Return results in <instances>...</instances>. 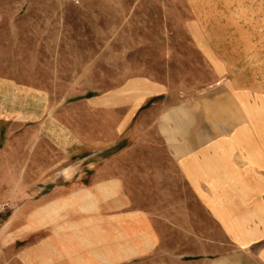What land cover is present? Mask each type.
Here are the masks:
<instances>
[{
	"label": "rangeland",
	"instance_id": "rangeland-1",
	"mask_svg": "<svg viewBox=\"0 0 264 264\" xmlns=\"http://www.w3.org/2000/svg\"><path fill=\"white\" fill-rule=\"evenodd\" d=\"M165 107L193 110L173 121L175 142L191 126L209 135L222 173L200 187L224 196L200 197L170 159L153 127ZM107 177L124 180L136 208L171 205L191 222L187 254L203 251L196 233L210 258L233 247L203 199L252 205L264 193V0H0V236L13 241L5 223L26 200Z\"/></svg>",
	"mask_w": 264,
	"mask_h": 264
},
{
	"label": "crops",
	"instance_id": "crops-1",
	"mask_svg": "<svg viewBox=\"0 0 264 264\" xmlns=\"http://www.w3.org/2000/svg\"><path fill=\"white\" fill-rule=\"evenodd\" d=\"M165 94L164 90L156 91L150 96L145 95L142 100L146 101L151 96L164 97ZM175 107H165L153 114V127L161 133L165 148L172 157L170 159L180 165L184 177L192 185L199 186L197 193L200 197L224 196V188L205 190L200 187L204 181L215 180L221 172L212 162L214 149L209 148L212 141L203 140L209 135L195 133L191 126L187 128L186 140L175 142L174 134L178 131L174 129L173 121L193 111ZM241 163L233 162L232 174L239 180H243L241 175L246 173ZM252 169L257 172L256 166ZM248 179L252 178L248 176ZM249 196L254 197L252 205L243 197L234 206L224 204L223 200L203 199L204 207L215 216L220 227L234 230L231 234L233 247L210 258L207 232L196 233L203 251L196 256L187 254L184 246L192 244L193 224L173 220L171 211L174 207L171 205L164 208L168 212L163 214H160L161 208L153 211L136 208L123 179L94 178L87 185L58 186L39 199L26 200L10 215L5 227H8L9 239L13 241L8 242L6 236H0V247L12 243L20 246L9 249L8 253H0V262L124 264L152 258L154 264H161V261L171 264L173 259L179 264H264V247L255 248L264 240V226L255 227L262 232L253 230V238L245 231L250 228V219L260 222L264 193L252 191ZM259 197L262 198L260 201L255 199Z\"/></svg>",
	"mask_w": 264,
	"mask_h": 264
}]
</instances>
